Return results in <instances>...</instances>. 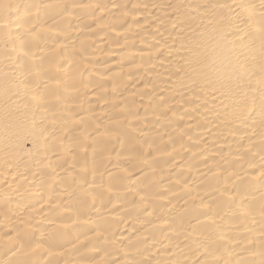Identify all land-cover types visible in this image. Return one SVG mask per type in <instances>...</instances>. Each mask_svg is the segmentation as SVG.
Listing matches in <instances>:
<instances>
[{"label": "bare ground", "instance_id": "obj_1", "mask_svg": "<svg viewBox=\"0 0 264 264\" xmlns=\"http://www.w3.org/2000/svg\"><path fill=\"white\" fill-rule=\"evenodd\" d=\"M0 264H264V0H0Z\"/></svg>", "mask_w": 264, "mask_h": 264}]
</instances>
